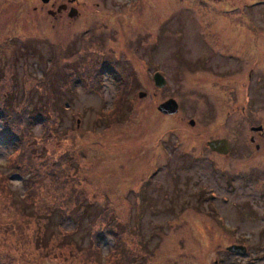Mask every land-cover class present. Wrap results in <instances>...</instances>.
<instances>
[{
    "label": "rangeland",
    "instance_id": "1",
    "mask_svg": "<svg viewBox=\"0 0 264 264\" xmlns=\"http://www.w3.org/2000/svg\"><path fill=\"white\" fill-rule=\"evenodd\" d=\"M80 1L55 19L41 0H0V264H98L73 246L92 242L104 264L124 246L145 264H264V154H243L264 124V8ZM126 75L133 104L117 111ZM215 137L237 152L212 154ZM49 208L35 241L29 212Z\"/></svg>",
    "mask_w": 264,
    "mask_h": 264
},
{
    "label": "trees",
    "instance_id": "2",
    "mask_svg": "<svg viewBox=\"0 0 264 264\" xmlns=\"http://www.w3.org/2000/svg\"><path fill=\"white\" fill-rule=\"evenodd\" d=\"M131 79L132 78L128 77V75H126L125 77L122 78V82L124 81L123 82L124 86L122 88V91H121V94H120V98L118 99V104L119 105L116 107V109L118 108L117 111H120L122 109V107H124L126 105L131 106L133 104V99H130V97H129V95H130L129 88H130V85H131ZM5 101H7V98L5 99ZM131 109H132V107H131ZM2 110H3L2 113H1V110H0V117L4 118V117H6L5 114L7 113V111H6V109H2ZM41 110H44V109L42 107L40 108V105H39V107H35V105H33L31 107V111H33V112L34 111L37 112V111H41ZM42 114H43V112H38V115H36V116L42 117ZM6 134L8 135V132H6ZM9 135L11 136V134H9ZM24 183L25 184L28 183V179H25ZM31 191H32V188L28 187V191L27 192L30 193ZM32 204L33 203L29 204L30 207H31ZM35 206H36V204H35ZM60 209L61 208H59V211H60L59 213H60V216H61L60 217V223H59V229L61 230L62 224H64V221L65 220L67 221L69 219V213L67 214L66 211H62ZM55 211L56 210H53V209L51 210V208H49V209H45V212H47L45 214H42V213H40L37 210L29 212L30 215H32L31 217L35 218L36 222H38V224H40V226L42 227V230L35 235V241H37V240H41L42 241L43 239L46 240V241L49 240V235L47 233V227L45 228V224H46V226H48V224L50 223V216ZM27 212H28L27 208L23 207L22 208V214H24L26 216ZM44 228H45V230H44ZM126 229H127V231H129V228H126ZM113 236L116 238V241H117V244H115V243L114 244L116 246H118L120 241H121L120 234H117L116 231H114L113 232ZM64 237H66V236H64ZM67 241L71 242V241H74V240H67ZM140 241H139L138 245H140ZM97 245H99V243ZM73 246L76 249V251H78V252L83 251V253L86 254V257L88 258V260L92 261L93 263H98V264L99 263L100 264L106 263L105 261H103V257H104L103 255L104 254H101L100 249H98L99 247H97L93 242H92V246H91L93 251H91V250L86 251V250L80 249L78 244H73ZM119 250H120V252L122 253V256H123L122 260L126 258V261L123 262L122 264H145L144 263L145 260H143V258L138 257V256L136 258V255H134V252H132L128 248H125V246L122 247V249H119ZM141 250L143 251L142 247H141ZM152 252L153 251H151V253Z\"/></svg>",
    "mask_w": 264,
    "mask_h": 264
},
{
    "label": "flooded vegetation",
    "instance_id": "3",
    "mask_svg": "<svg viewBox=\"0 0 264 264\" xmlns=\"http://www.w3.org/2000/svg\"><path fill=\"white\" fill-rule=\"evenodd\" d=\"M241 2H244L245 5L242 4L243 8V12L244 10L246 11L247 9H254V8H264V0H249V2L247 3L246 0H241V1H237L238 5H241ZM41 3L43 4L42 6H48L47 8V12L49 15H51L53 18H58L60 15L65 14L67 15V17L69 19H75L80 17V13L79 11L81 10L80 7V0H48V2L44 3L41 1ZM37 9V7H34V10ZM71 12H74L75 15H73L72 17L69 15ZM107 67L108 68H112L113 66L109 64V61L106 62ZM112 66V67H111ZM157 73L156 71L153 72ZM252 77L249 75L248 79H246V81H248V86L250 85L249 82H252ZM246 101H248V99H246ZM248 106V105H247ZM166 116V115H164ZM248 116V115H247ZM192 119H190L191 121ZM190 121L188 122V125L193 126L190 124ZM193 121V120H192ZM249 123H254L256 121H248ZM193 123H195L193 121ZM258 124L254 125V124H249L248 126V131L250 132L248 134V139L245 140V146L243 147L244 149V153L243 154H264V124H262L263 129H255L257 128ZM221 139H226L227 140V147H228V152L226 153L228 154H233L237 151H234L232 148V143L229 139L225 138V137H215V138H211L209 141L206 142V145L208 147V149L210 150V152L212 154H217L218 156L225 154V153H218L216 151H212L208 145V143L210 141H214V140H221ZM226 156V155H225ZM236 245H240V244H236ZM226 252L229 255H236L235 253H231L229 251L226 250ZM241 256V255H240ZM244 258L247 256V253L242 255ZM243 264V263H241Z\"/></svg>",
    "mask_w": 264,
    "mask_h": 264
},
{
    "label": "water",
    "instance_id": "4",
    "mask_svg": "<svg viewBox=\"0 0 264 264\" xmlns=\"http://www.w3.org/2000/svg\"><path fill=\"white\" fill-rule=\"evenodd\" d=\"M42 2L46 3L48 2V0H41ZM71 17L73 15H75L74 12H71L69 14ZM153 81L155 86L161 88L165 85L166 81L163 78V76L159 73H155L153 75ZM145 93L144 92H139L138 96L141 98L142 96H144ZM178 103L173 99V98H169L166 101L160 103L157 107V110L162 114V115H174L178 112ZM190 124L193 125V121H190ZM255 129H259V127L255 128ZM210 149L212 151H216L218 153H225L222 155H227L226 153L228 152V147H227V140L226 139H221V140H214V141H210L208 143ZM227 251L231 252V253H237V254H244L246 252V247L243 245H231L226 247Z\"/></svg>",
    "mask_w": 264,
    "mask_h": 264
}]
</instances>
